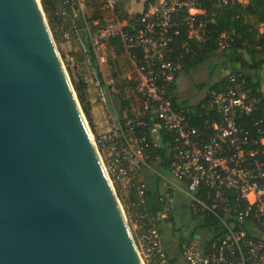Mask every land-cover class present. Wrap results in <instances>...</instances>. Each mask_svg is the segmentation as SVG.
Instances as JSON below:
<instances>
[{
    "label": "built area",
    "instance_id": "2783aa9c",
    "mask_svg": "<svg viewBox=\"0 0 264 264\" xmlns=\"http://www.w3.org/2000/svg\"><path fill=\"white\" fill-rule=\"evenodd\" d=\"M99 1L107 14L103 21H87L84 0H63L57 30L73 48L80 45L79 33L85 34L107 86L114 85V79L105 78L103 68L110 70L109 62L117 59L112 40L128 63L123 80L131 88L130 117L121 119L108 89L93 73L89 77L101 102L111 107L109 129L93 141L111 186L132 195L130 233L140 263L175 264L157 224L172 215L173 196L180 193L191 216L208 220L215 229L200 246L186 243L183 264H264V118L255 117L259 100L251 86L241 73L218 81L217 88L195 104L205 100L201 108L212 115L202 128L192 126L173 106L187 52V45L176 39L184 31L188 39L201 40L202 25L195 18L203 14L205 0ZM166 145L171 147L167 171L174 181L157 173L162 185L165 181L170 187L158 194L153 214L141 171L150 169L153 159L158 163Z\"/></svg>",
    "mask_w": 264,
    "mask_h": 264
},
{
    "label": "water",
    "instance_id": "95a60500",
    "mask_svg": "<svg viewBox=\"0 0 264 264\" xmlns=\"http://www.w3.org/2000/svg\"><path fill=\"white\" fill-rule=\"evenodd\" d=\"M0 264H141L40 0H0Z\"/></svg>",
    "mask_w": 264,
    "mask_h": 264
},
{
    "label": "trees",
    "instance_id": "16d2710c",
    "mask_svg": "<svg viewBox=\"0 0 264 264\" xmlns=\"http://www.w3.org/2000/svg\"><path fill=\"white\" fill-rule=\"evenodd\" d=\"M63 0H40V4L47 20L48 27L52 33L56 43L59 41L60 32L57 30L61 21L57 15ZM87 5V21L102 20L106 18V12L102 9V3L99 0H84ZM225 1V2H224ZM122 7L123 4L120 3ZM202 15L196 16V22L201 23V40L188 39L184 31H181L176 39L177 43H185L187 52L184 54V61L181 71H189L190 69L203 64L205 61L222 54L225 58V64H228L231 73H241L246 79L249 86L259 100L258 112L256 118H264V96L260 90V75L264 69V0H205L201 4ZM124 16V13H123ZM126 17V15H125ZM103 21V20H102ZM196 24V25H197ZM78 26H82V22H78ZM225 35V38H221ZM223 41L224 47H221L220 42ZM111 43L116 46L117 59L110 61L111 74L114 79V85H105L101 73L98 69L94 54L90 43L85 34L80 37V45L77 51L73 52L72 58L75 64L85 62L93 73V78L97 80L101 87H106L111 95L114 96L115 102L118 104L117 110L119 117L122 119L131 116L132 94L131 88L123 80V75L129 71V66L124 58L123 50L116 40ZM184 52V51H183ZM65 56V55H64ZM84 63V64H85ZM235 65V66H234ZM70 68L67 61L66 70L70 78L73 90L79 102L87 123L92 130L90 121V105L86 93V83L83 75L75 69ZM239 68V69H237ZM250 74H249V73ZM252 72V74H251ZM228 74V75H229ZM227 75L217 80L223 81ZM216 82V83H217ZM212 84L208 90H215L217 84ZM205 84L198 86L201 91ZM115 90V92H114ZM207 97V96H206ZM205 100L198 105L187 106L185 101L179 102L178 96L173 95V106L176 110L182 112L186 116L192 126L202 128L207 116V111L201 108V104H205ZM200 116V118H198ZM94 134V133H93ZM171 147L166 145L159 151V160L156 167L166 169L170 159ZM156 163L153 159L149 164ZM149 207L153 214L158 210V195H152V192L146 191ZM152 195V200L149 196ZM120 201L123 200L124 210H128L133 203L132 195L128 192L127 199L117 193ZM172 215L165 222H171ZM207 224H210L206 220Z\"/></svg>",
    "mask_w": 264,
    "mask_h": 264
},
{
    "label": "rangeland",
    "instance_id": "374dc122",
    "mask_svg": "<svg viewBox=\"0 0 264 264\" xmlns=\"http://www.w3.org/2000/svg\"><path fill=\"white\" fill-rule=\"evenodd\" d=\"M78 22L79 21H76L77 25ZM79 34L80 37L81 35H83L82 32H80ZM55 45L59 53V56L61 58V61L63 63V66L66 70L67 61H68V59L66 58V54L69 52L73 53V50H71L72 46L64 42L61 36L59 37L58 43L55 42ZM225 65L226 64H225L224 56L222 54H219L205 61L203 64L192 68L187 72L181 71L176 81L177 82L176 95L178 96V101L179 102L185 101V105L187 104L188 106L197 104L207 93L208 87L210 85L215 84L219 78L224 77L231 72L230 66L225 67ZM72 67H76V65L70 64V68ZM75 69H77V71H79L80 73L82 72L77 67ZM83 72L85 74L88 73L87 77H89L92 71L89 70L88 66H86ZM103 72L106 75V76L104 75L105 78H108L107 75L111 74V69L108 70L106 68H103ZM259 75H260L261 91L264 95V69L259 73ZM201 84H205L207 85V87H204L201 91H199L198 86ZM111 101L113 103V106L118 110L119 106L115 102V98L113 95H111ZM106 106L108 107V111H110L111 107L108 101L106 102ZM89 130L91 132L93 140H95V135L91 131L90 127ZM156 164L157 163L155 164L153 163L151 164L150 167L152 169H156L157 168ZM145 171H149V173L146 176V182L151 184L150 189H152L153 196L160 192H163L165 188L170 187V185L165 181H163L165 183L164 185L161 186L156 185L158 175L156 174L155 170L145 169ZM159 175L164 179L174 181L173 177L166 169H160ZM113 189L115 191L116 196L118 193L121 196H123V199H127L128 191L126 189L118 188L115 185H113ZM182 200H184L183 196L180 193H175L172 199V203L170 201L172 206L173 220L171 222H159L157 224V228L161 234V240L163 242L165 250L170 260L172 261H174L176 258L181 257L182 248L186 245V243H188V241L190 240L195 241L200 246L202 242L210 239V235L212 234L213 231L215 232V229L211 227L209 224H207L205 220L191 216V213L187 208L182 210L178 205L175 204L176 202H180ZM119 203L121 205L126 222L129 226L130 232H132V224H131L130 211H129L130 207L128 210L125 211L123 207V200L122 201L119 200Z\"/></svg>",
    "mask_w": 264,
    "mask_h": 264
},
{
    "label": "crops",
    "instance_id": "0c3cea01",
    "mask_svg": "<svg viewBox=\"0 0 264 264\" xmlns=\"http://www.w3.org/2000/svg\"><path fill=\"white\" fill-rule=\"evenodd\" d=\"M73 52L77 51L76 47H72ZM72 54L71 52L66 54V58L68 59V62L72 65H76L77 68H79L82 72L84 81L86 83V93H87V98H88V102L90 105V121H91V126H92V130L94 135H98L101 134L105 131H107L109 129L110 126V119H108V107L106 106L105 103H102L100 98L98 97V89H96V87L94 86V84L92 83V80L90 79V77H87V74H85L83 71L86 68V63L83 62L81 64H75L74 60L72 58ZM85 63V64H84ZM228 66V64L225 65V67ZM191 70V69H190ZM84 73V74H83ZM177 84V83H176ZM192 106V105H190ZM151 170H155L156 174L159 173V169H152ZM149 169V170H150ZM149 173V171H145L144 169L141 171V177L144 180L148 191L152 192V189H150L151 184H149L148 182H146V176ZM156 185H162V181H160V179L157 177V181H156ZM162 193V192H160ZM158 193V194H160ZM157 194V195H158ZM182 195V194H181ZM152 195L149 196V199L152 200ZM184 198V197H183ZM174 203V202H173ZM176 205H178L182 210L186 209V202L185 199L180 201V202H176ZM175 264H183L182 258H176L174 260Z\"/></svg>",
    "mask_w": 264,
    "mask_h": 264
}]
</instances>
